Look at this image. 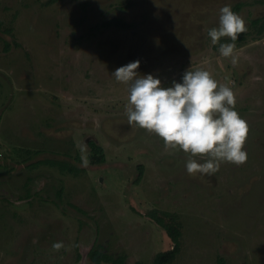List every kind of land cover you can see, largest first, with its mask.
<instances>
[{"label":"rangeland","instance_id":"obj_1","mask_svg":"<svg viewBox=\"0 0 264 264\" xmlns=\"http://www.w3.org/2000/svg\"><path fill=\"white\" fill-rule=\"evenodd\" d=\"M225 5L236 64L208 35ZM135 60L164 87L196 69L231 87L246 162L189 175L190 153L129 125L113 72ZM159 218L181 231L170 264H264V0H0V264H94L93 245L152 264L173 244Z\"/></svg>","mask_w":264,"mask_h":264},{"label":"clouds","instance_id":"obj_2","mask_svg":"<svg viewBox=\"0 0 264 264\" xmlns=\"http://www.w3.org/2000/svg\"><path fill=\"white\" fill-rule=\"evenodd\" d=\"M245 31V20L225 5L220 9L219 27L211 28L208 35L213 45H219V53L231 57L236 64L235 41ZM222 37H229L232 43H221ZM139 64L135 60L113 72L118 82L129 86V125L155 133L165 148L181 149L191 157H208L204 163L190 157L186 163L189 175H212L222 162H246L243 147L249 129L235 110L236 97L231 87L218 84L212 73L204 69L187 70L182 82L164 87L159 78L139 74ZM52 247L59 251L64 244L55 242Z\"/></svg>","mask_w":264,"mask_h":264},{"label":"trees","instance_id":"obj_3","mask_svg":"<svg viewBox=\"0 0 264 264\" xmlns=\"http://www.w3.org/2000/svg\"><path fill=\"white\" fill-rule=\"evenodd\" d=\"M254 24L259 23L260 19L256 18L253 20ZM107 24H114L116 26H123L125 27L127 24L124 20L121 19H110L107 20ZM261 31V28H259L258 32ZM90 145L93 149V154L90 156V161L92 163H98L104 160L105 156L102 153V148L95 144V142L91 141ZM41 162L49 161L53 162L52 160H39ZM61 167H67V165L62 164ZM70 168V167H68ZM141 172V171H140ZM159 223L164 227L166 230L169 238L172 241V247L167 250H161L158 251L155 256L153 257L152 264H170L173 259L176 257V255L180 251V235L181 231L175 223H166L163 219H158ZM89 257L93 261L94 264H124L125 256L123 254H119L116 256H112L108 253H105L101 250H99L95 245H93L88 252ZM134 264H142L140 261H136ZM216 264H225V260L223 257L218 256L216 258Z\"/></svg>","mask_w":264,"mask_h":264}]
</instances>
